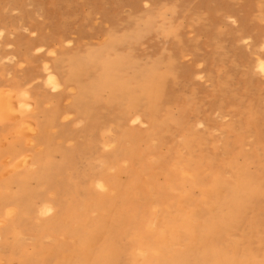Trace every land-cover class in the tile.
Instances as JSON below:
<instances>
[{
	"label": "rangeland",
	"instance_id": "374dc122",
	"mask_svg": "<svg viewBox=\"0 0 264 264\" xmlns=\"http://www.w3.org/2000/svg\"><path fill=\"white\" fill-rule=\"evenodd\" d=\"M263 64L264 0H0V264H264Z\"/></svg>",
	"mask_w": 264,
	"mask_h": 264
},
{
	"label": "bare ground",
	"instance_id": "6f19581e",
	"mask_svg": "<svg viewBox=\"0 0 264 264\" xmlns=\"http://www.w3.org/2000/svg\"><path fill=\"white\" fill-rule=\"evenodd\" d=\"M77 61H78V59H77ZM261 66L264 67V64L261 65ZM83 69H84V67L77 68V70H83ZM176 71H177V73L179 75H181V71L182 70L179 71L178 68H176ZM126 86H128V85H126ZM123 88L126 89L125 86ZM129 90H132V89H129ZM82 91H83L82 95H81V97L79 98V100L77 102V104L80 105V106H78V108L81 107V109H83L82 113L84 114V117L86 119H88L89 121H98V120H100L103 117L104 113H105V112L102 113L103 110H104L103 107H101V105H92L91 103L90 104L88 103V105H86L84 107L82 102L84 101V97H87L89 95L90 91L86 90V89H83ZM94 91L95 90L93 89L92 92H94ZM126 95H127V97H125L126 99H129L130 95L133 96V97L132 96L130 97V99H132L134 101V103L132 105H134V106H143L144 97L142 96L141 92L136 91V90H132L131 92L127 93ZM43 173H45V172H43ZM21 204L24 206L23 203H21Z\"/></svg>",
	"mask_w": 264,
	"mask_h": 264
}]
</instances>
